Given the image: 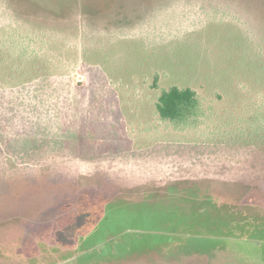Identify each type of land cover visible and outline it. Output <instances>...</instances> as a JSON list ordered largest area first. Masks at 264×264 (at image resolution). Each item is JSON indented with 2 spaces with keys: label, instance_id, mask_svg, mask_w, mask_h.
<instances>
[{
  "label": "rangeland",
  "instance_id": "rangeland-1",
  "mask_svg": "<svg viewBox=\"0 0 264 264\" xmlns=\"http://www.w3.org/2000/svg\"><path fill=\"white\" fill-rule=\"evenodd\" d=\"M16 18L68 38L41 51L51 99L119 150L22 159L0 144V264H264V130L247 122L264 0H0V97L13 64L31 68ZM172 85L197 91L204 129L163 140L155 103Z\"/></svg>",
  "mask_w": 264,
  "mask_h": 264
},
{
  "label": "trees",
  "instance_id": "trees-1",
  "mask_svg": "<svg viewBox=\"0 0 264 264\" xmlns=\"http://www.w3.org/2000/svg\"><path fill=\"white\" fill-rule=\"evenodd\" d=\"M12 21L20 29L19 32V29L13 28L20 41L17 49L20 59L31 68L27 67L17 74L19 64H13L15 72L11 71L10 75H13L11 77L14 80L10 78L12 80L6 79L4 82L6 85L11 84L12 88L5 97H0V144L22 159L44 157L50 152L59 151L80 157L98 158L118 151L111 134L97 127L87 112L80 116L79 111L73 110V99L69 103L64 98H56L54 101L51 99L59 88L50 80L51 70L46 66L47 63L44 62L43 66L40 64L41 56L44 58L41 51L52 41L60 43L59 41H67L68 38L58 36L57 33L31 31L29 22H21L17 18ZM248 42L264 61V45L250 36ZM14 88H18L17 94ZM155 107L160 123L170 128L164 130L169 134L162 132L158 136L163 140H167V136L173 132L184 134L203 128L200 121L203 115L202 102L192 87L172 85L162 88ZM252 107V114L247 122L253 130H264V91L260 100ZM182 139L176 141L181 143ZM155 140L153 143L157 146L159 142ZM165 147L163 146L164 150ZM204 220L210 224L208 226H216L217 220L211 221L205 217ZM212 231L210 228V232ZM184 247L183 244L181 249Z\"/></svg>",
  "mask_w": 264,
  "mask_h": 264
}]
</instances>
